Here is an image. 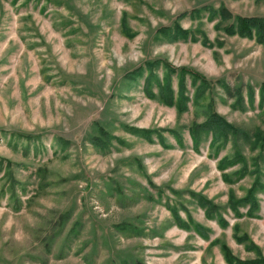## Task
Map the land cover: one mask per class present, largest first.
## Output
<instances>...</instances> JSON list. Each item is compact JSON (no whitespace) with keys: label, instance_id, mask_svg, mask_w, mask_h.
<instances>
[{"label":"rangeland","instance_id":"1","mask_svg":"<svg viewBox=\"0 0 264 264\" xmlns=\"http://www.w3.org/2000/svg\"><path fill=\"white\" fill-rule=\"evenodd\" d=\"M220 4L234 14L264 16V0H0V264H226L220 244L242 261L264 258V162L257 209L247 214L248 205L239 204L236 214L228 191L243 203L255 175L223 181L217 160L233 154L231 142L214 157L208 138L193 150L188 127L205 114L193 103L189 74L190 99L181 114L144 95V76L126 75L148 59H166L178 73L189 67L210 81L204 105L212 99L228 122L264 131V44L216 30L205 7ZM194 9L199 17H180ZM123 11L132 38L121 32ZM176 21L200 27L214 46L202 45L199 33L197 41L157 34ZM237 95L243 110L232 107ZM95 122L123 144L112 139L100 153L90 140ZM123 125L177 128L184 146L167 130L164 147ZM241 145L253 169L257 150ZM199 194L225 217V228L214 214L206 216ZM176 212L209 238L179 227Z\"/></svg>","mask_w":264,"mask_h":264},{"label":"trees","instance_id":"2","mask_svg":"<svg viewBox=\"0 0 264 264\" xmlns=\"http://www.w3.org/2000/svg\"><path fill=\"white\" fill-rule=\"evenodd\" d=\"M16 1V0H12ZM50 0H46L49 2ZM58 4V3H55ZM207 10V18L209 20L215 19L214 28L218 31H223L227 35H236L239 37H245L248 39H254L260 44H264V16H243L240 14L232 13L224 4H220L217 8L213 6L205 7ZM201 11L199 9H194L191 12H184L180 17L189 15L190 18H197L200 16ZM202 22H199L201 25ZM121 32L128 38H132L135 33L128 23V14L123 11L120 18ZM199 33L201 44L207 47H213L214 43L211 42L206 34L200 29V27L192 30L181 26V24L176 21L171 26L160 27L157 34L166 38L168 41H177L179 39L186 40L191 39V41H197L199 37L196 34ZM161 37V38H162ZM160 38V39H161ZM218 45L222 42L216 40ZM162 69V76L160 77L157 73L158 68ZM178 73V68L172 67L166 59L156 58L146 60L142 66L136 67L132 71L128 72L127 78L136 79L137 77H143L142 90L144 95L149 99H157L162 104L166 106H175L178 114L187 110V102L190 99L187 94V88L185 87L184 75L189 74L190 78L193 80L191 86L194 87L193 91V103L195 105L203 106V112L205 114V119L203 121H194L188 127V134L191 139V146L193 150L200 151L201 143L207 138V147L213 149V153L210 154L212 157L217 156L223 148L226 147L228 143H232L234 148L233 154L229 156H222L217 160V168L222 173V179L226 183H233L236 179L243 178L247 173L255 175V181L252 187L248 190L246 197L242 202H233V190L230 188L228 191L229 206L236 214H239L237 205L243 204L248 205L246 212L247 214H252L253 210H256L257 202L254 197V193L257 186H261L262 183L259 180V161L264 162V131L256 128L255 130L248 131L240 126H235L234 124L228 122L224 117L219 115L214 111L213 100L204 103V98L207 94V89L209 88V82L205 77L196 72L195 70L181 66L178 73V94H175L174 88L172 86V78L174 73ZM223 88L229 93L227 85L222 81ZM262 90L259 96L260 104L264 102V84L261 86ZM250 102H253V91H251ZM250 105V104H249ZM232 107L244 109L242 98L237 95V100L232 105ZM96 126L97 134H93L91 137V143L100 151V153H105L109 147L113 144L112 139L119 144H123V139L114 136L104 128V125L99 123H94ZM169 129H150L147 127H136L130 125H123V129L128 133L138 136L148 141H153V138H157L159 143L164 147H169L163 138L162 131L171 134L176 144L179 147L184 146L181 133L177 128ZM41 143V141L39 142ZM241 144H247L249 148L257 153L251 156L253 169L249 170L246 158L243 155L241 149L243 146ZM36 148V144L34 145ZM240 163V167L235 171L226 174L224 169L230 165ZM200 197H196V201L204 208V212L207 217L212 218V214L215 215L218 225L225 228L228 225L227 220L220 212L216 213V208H213L212 203L205 198L203 195L199 194ZM212 207V208H211ZM237 210V211H236ZM174 222L182 228L190 229L192 228L198 233L199 236L203 238H209L208 234L204 232V227L199 223L194 222H184L181 221L178 213H175ZM237 224L233 225V228H237ZM238 241L242 243L247 242L245 237L238 238ZM218 239L215 238L210 241L211 245H215ZM247 246V243L245 244ZM249 248V247H247ZM220 249L223 254L226 264H264V258L259 257L253 260H240L235 257L229 248L225 244H220Z\"/></svg>","mask_w":264,"mask_h":264}]
</instances>
